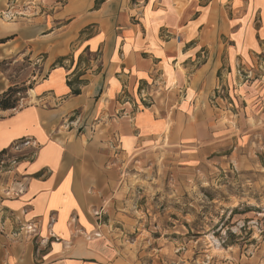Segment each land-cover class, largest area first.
Returning <instances> with one entry per match:
<instances>
[{
	"label": "crops",
	"instance_id": "0c3cea01",
	"mask_svg": "<svg viewBox=\"0 0 264 264\" xmlns=\"http://www.w3.org/2000/svg\"><path fill=\"white\" fill-rule=\"evenodd\" d=\"M21 1L32 16L12 44L47 52L44 65L71 58L35 84V103L0 118V151L36 147L0 195L9 211L0 217V264H126L102 237L107 163L155 144L204 140L219 85L244 106L245 126L260 127L250 136L264 133V75L255 73L264 0ZM79 72L87 83L72 94L68 81ZM26 233L50 242L48 250L35 257Z\"/></svg>",
	"mask_w": 264,
	"mask_h": 264
},
{
	"label": "rangeland",
	"instance_id": "374dc122",
	"mask_svg": "<svg viewBox=\"0 0 264 264\" xmlns=\"http://www.w3.org/2000/svg\"><path fill=\"white\" fill-rule=\"evenodd\" d=\"M21 4L7 0L0 7V39L6 40L0 43V118L35 103L32 89L61 57L44 65L47 52L35 53L30 43L12 44L18 35L13 33L27 22L24 16H32L20 11ZM260 58L263 62L264 53ZM259 70L257 77L264 75V65ZM4 102L14 107L3 109ZM211 103L216 118L204 140L155 144L107 163L102 237L126 264H264V133L250 136L251 128L260 127L245 126L244 106H236L224 86ZM35 151L23 141L0 153V195L16 179V165ZM8 212L0 204V217ZM19 232L14 240L22 239ZM25 237L35 257L40 247L48 250L47 240Z\"/></svg>",
	"mask_w": 264,
	"mask_h": 264
},
{
	"label": "trees",
	"instance_id": "16d2710c",
	"mask_svg": "<svg viewBox=\"0 0 264 264\" xmlns=\"http://www.w3.org/2000/svg\"><path fill=\"white\" fill-rule=\"evenodd\" d=\"M5 41H6L5 39H0V43L5 42ZM70 58H71V54L59 57L58 59H59L60 62L57 65H55V66L64 65V63L66 61L70 60ZM84 62L87 63V60L86 59L84 60V58H80L79 64H82ZM55 66H53V67H55ZM81 74H82V72H79L78 74H76V76L73 79L68 81V84L70 85V87L72 89L71 90L72 94H80L81 93L80 86H82V85L87 83L86 80L80 79V75ZM13 90L14 89L12 87H10L9 90L5 92V96L9 97L12 94ZM215 93H217V91H215ZM12 107H14V106L12 104H10L9 102H4L2 104V108L3 109H9V108H12ZM1 152H4V150H1L0 153Z\"/></svg>",
	"mask_w": 264,
	"mask_h": 264
},
{
	"label": "built area",
	"instance_id": "2783aa9c",
	"mask_svg": "<svg viewBox=\"0 0 264 264\" xmlns=\"http://www.w3.org/2000/svg\"><path fill=\"white\" fill-rule=\"evenodd\" d=\"M259 60H261V58H259ZM260 65L263 67V65H264V61L262 62V60L260 61ZM251 72H249L246 76L247 77H250L251 76V74H250ZM241 74H243V72H241ZM222 88H223V86H221V85H219L218 87H217V89H216V91H217V93H218V97L220 96V92L222 91ZM53 237H55L54 235H53ZM56 238V237H55Z\"/></svg>",
	"mask_w": 264,
	"mask_h": 264
}]
</instances>
